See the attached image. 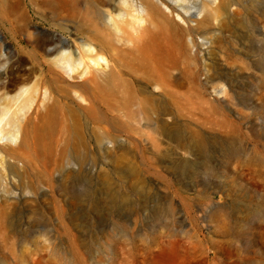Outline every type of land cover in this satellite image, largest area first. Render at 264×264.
<instances>
[{
  "label": "rangeland",
  "instance_id": "1",
  "mask_svg": "<svg viewBox=\"0 0 264 264\" xmlns=\"http://www.w3.org/2000/svg\"><path fill=\"white\" fill-rule=\"evenodd\" d=\"M100 1L0 4V67L7 54L42 68L28 24L44 37L61 24L82 27ZM183 4L193 16L212 6ZM207 26L186 39L194 81L182 88L190 96L181 120L185 148L120 135L118 147L105 139V150H82L81 164L62 153L60 138L50 153L39 147L32 175L41 183L11 198L23 217L0 225V264H264V0L247 11L218 8Z\"/></svg>",
  "mask_w": 264,
  "mask_h": 264
},
{
  "label": "bare ground",
  "instance_id": "2",
  "mask_svg": "<svg viewBox=\"0 0 264 264\" xmlns=\"http://www.w3.org/2000/svg\"><path fill=\"white\" fill-rule=\"evenodd\" d=\"M117 1L95 4V19L103 24L95 19L82 27L61 24L46 37L28 24L25 32L40 52L42 68L5 55L0 67L1 226L23 217V208L11 198L38 191L41 182L32 175L38 148L50 153L59 138L62 153L68 150L69 158L81 164L90 145L105 150L102 141L110 139L118 147L121 136L166 138L185 148L181 120L190 96L182 88L194 81L187 74L186 39L195 26L208 31L218 8L234 4L247 11L257 0H210L211 8L199 6L197 16L185 0H172L176 7L162 0ZM213 89L228 95L221 86ZM41 174L50 183L49 171Z\"/></svg>",
  "mask_w": 264,
  "mask_h": 264
}]
</instances>
